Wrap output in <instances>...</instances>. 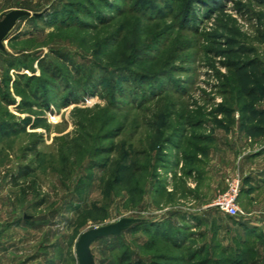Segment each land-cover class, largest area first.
Returning <instances> with one entry per match:
<instances>
[{
  "label": "rangeland",
  "instance_id": "374dc122",
  "mask_svg": "<svg viewBox=\"0 0 264 264\" xmlns=\"http://www.w3.org/2000/svg\"><path fill=\"white\" fill-rule=\"evenodd\" d=\"M15 8L32 15L0 49V264H78L80 235L123 218L95 264H264L212 205L264 161V3Z\"/></svg>",
  "mask_w": 264,
  "mask_h": 264
},
{
  "label": "crops",
  "instance_id": "0c3cea01",
  "mask_svg": "<svg viewBox=\"0 0 264 264\" xmlns=\"http://www.w3.org/2000/svg\"><path fill=\"white\" fill-rule=\"evenodd\" d=\"M228 161L231 155L225 154ZM253 157V156H251ZM238 162L242 186L238 204L245 215L237 225L245 229L247 238L259 240L264 245V161L253 158Z\"/></svg>",
  "mask_w": 264,
  "mask_h": 264
},
{
  "label": "water",
  "instance_id": "95a60500",
  "mask_svg": "<svg viewBox=\"0 0 264 264\" xmlns=\"http://www.w3.org/2000/svg\"><path fill=\"white\" fill-rule=\"evenodd\" d=\"M32 13L26 9L15 8L7 13H4L0 16V49L4 48L3 42L14 28L17 21L25 16H30ZM134 219L123 218L119 221L86 230L83 232L76 244L75 253L78 259V264H95L93 254L90 249V245L93 241L108 236V235H117L126 225L130 224Z\"/></svg>",
  "mask_w": 264,
  "mask_h": 264
},
{
  "label": "built area",
  "instance_id": "2783aa9c",
  "mask_svg": "<svg viewBox=\"0 0 264 264\" xmlns=\"http://www.w3.org/2000/svg\"><path fill=\"white\" fill-rule=\"evenodd\" d=\"M241 186L242 178L239 175L226 179L225 189L214 200L212 205L229 217H243L245 213L238 204Z\"/></svg>",
  "mask_w": 264,
  "mask_h": 264
},
{
  "label": "trees",
  "instance_id": "16d2710c",
  "mask_svg": "<svg viewBox=\"0 0 264 264\" xmlns=\"http://www.w3.org/2000/svg\"><path fill=\"white\" fill-rule=\"evenodd\" d=\"M258 1L261 2V3H264V0H258ZM25 17H26V16H25ZM230 218H232V220H235L236 222H237V221H238V222L241 221V220H238V219L233 218V217H230ZM125 258H128V257H126V255L124 254L122 259H125Z\"/></svg>",
  "mask_w": 264,
  "mask_h": 264
}]
</instances>
